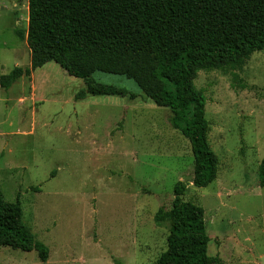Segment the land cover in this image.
I'll use <instances>...</instances> for the list:
<instances>
[{
	"label": "rangeland",
	"instance_id": "obj_1",
	"mask_svg": "<svg viewBox=\"0 0 264 264\" xmlns=\"http://www.w3.org/2000/svg\"><path fill=\"white\" fill-rule=\"evenodd\" d=\"M28 0H0V76L30 69ZM92 79L135 95L86 97L82 80L49 63L0 88V190L19 200L23 223L48 249L46 264H156L166 250L169 211L182 199L204 211L208 255L216 264H264V50L235 73L199 72L207 140L217 176L194 188L189 142L171 114L124 77ZM0 264H42L37 253L0 249Z\"/></svg>",
	"mask_w": 264,
	"mask_h": 264
},
{
	"label": "trees",
	"instance_id": "obj_2",
	"mask_svg": "<svg viewBox=\"0 0 264 264\" xmlns=\"http://www.w3.org/2000/svg\"><path fill=\"white\" fill-rule=\"evenodd\" d=\"M30 52V69L0 76L8 90L46 64L82 80L86 97L135 95L96 83V73L124 77L155 107L170 112L171 127L190 144L192 186L202 189L217 176L205 119L206 99L194 81L199 72L241 71L264 50V0H28L26 34L16 32ZM264 188V159L258 166ZM178 183L169 211L158 210L157 227L167 225L166 250L156 264H216L208 255L204 211L182 199ZM36 252L42 264L48 249L23 223L19 200L7 203L0 190V249Z\"/></svg>",
	"mask_w": 264,
	"mask_h": 264
}]
</instances>
